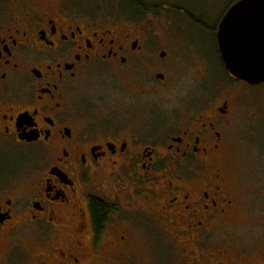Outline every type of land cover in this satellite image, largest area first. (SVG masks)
I'll use <instances>...</instances> for the list:
<instances>
[{"label": "flooded vegetation", "instance_id": "flooded-vegetation-1", "mask_svg": "<svg viewBox=\"0 0 264 264\" xmlns=\"http://www.w3.org/2000/svg\"><path fill=\"white\" fill-rule=\"evenodd\" d=\"M128 1V26L73 11L62 0H27L19 14L0 8V162H11L0 180V240L42 246L19 264H92L89 250L98 253L103 239L109 254L133 249L134 223L125 213L139 199L151 201V216L136 219L144 231L182 236L184 246L207 248L222 227L236 223L239 193L225 162L233 123L241 143L264 152V108L255 105L264 81L233 77L216 41L218 26L242 0H230L212 27L183 13L190 25L213 33L219 70L233 85L210 94L208 74H197L199 89L179 95L185 103L177 108L171 50L147 41L139 34L146 27L131 19L152 8ZM238 42L243 59L242 34ZM91 79L120 81L127 89L99 91ZM147 99L156 110L144 108ZM258 121L263 138L253 144ZM96 175L106 185L90 191ZM125 178L134 183L131 192Z\"/></svg>", "mask_w": 264, "mask_h": 264}, {"label": "rangeland", "instance_id": "rangeland-1", "mask_svg": "<svg viewBox=\"0 0 264 264\" xmlns=\"http://www.w3.org/2000/svg\"><path fill=\"white\" fill-rule=\"evenodd\" d=\"M26 1L0 0V8L4 11V14L6 11L19 14V10L23 8ZM141 1H144V6H149L152 9L146 11L141 8L138 16H133L134 13L130 14L136 28L146 27L147 31L139 34H142L151 44L159 46L160 51L171 50L174 58L172 74L173 79H176L174 94H177V97L172 100V106H176V108L184 106L185 101L180 100L178 96L190 97L195 94L194 90L199 89L200 85L194 86L193 83V78L197 77V74L203 76L208 74L207 80L209 77V82L207 86L209 88H207L211 92L210 94L222 92L229 85H233L232 82L222 76L219 70L213 33L190 25L192 23L185 18L187 14H183H194L197 15L196 18L200 16L206 27H212L230 0ZM62 2L73 11L84 12L91 16H102L104 14L108 19L118 20L119 24L124 22L126 26L130 25L127 22L128 17L126 15L129 14L128 4L132 6V3L128 0H62ZM170 2H172L174 9L168 5ZM154 5H161L163 9L153 11ZM9 14L11 13L7 15ZM114 15L120 17H113ZM198 60L201 63H198ZM90 84L99 91L101 89L107 91L127 89V86L120 81L91 79ZM115 84L119 86L115 87ZM204 84L206 85V83ZM87 92L90 95L92 90L87 89ZM263 95L262 91L258 90L256 108H264ZM153 102V100L147 99L144 108L148 111L154 110ZM158 111L166 112V108H161V110L159 108ZM260 123V121L255 122L253 126L251 134V137H254L253 144L260 142L263 138ZM236 127L234 122L231 128L233 146L225 162L229 184L239 193L240 212L235 217L236 223L233 226L228 225L221 228L226 236L223 234L213 236L207 242V248L200 242L197 249L192 245H182V236H179L178 240H172V237L158 229L153 230L151 228L150 231L145 232L136 219L140 220L139 218L151 216L148 209L151 201L149 199H139L137 205L134 206L138 208L130 214L125 213L128 220L134 223L131 227L135 231V235L133 234L135 247L126 252H117L112 255L106 252L110 241L103 239L97 249L100 255L97 256L98 253L95 250H89L90 257L93 260L92 264H217L222 250L225 253L222 258L220 257L223 264H264V257L261 256L264 252V152L262 154L258 153L254 146L249 145V149L245 142L241 143ZM4 163L5 167L0 162V180L6 174L5 168H8L11 162L8 160ZM94 178L95 181L86 186L88 190L96 191L98 188L105 187L106 183L103 180L105 177L96 175ZM125 181H128L127 191L131 192L134 183L126 178ZM94 184H100V186L95 187ZM144 206L147 208L148 213L142 209ZM167 231L169 232V230ZM107 235V237H110L109 233ZM34 241L23 239L16 241L0 240V264H19L21 263L19 258L24 259L23 254L32 256L38 251H42V249H39L42 246ZM199 254L203 257H199ZM26 264H29V260L26 261Z\"/></svg>", "mask_w": 264, "mask_h": 264}, {"label": "water", "instance_id": "water-1", "mask_svg": "<svg viewBox=\"0 0 264 264\" xmlns=\"http://www.w3.org/2000/svg\"><path fill=\"white\" fill-rule=\"evenodd\" d=\"M242 27V28H240ZM243 36L242 55L237 54ZM216 41L228 72L254 85L264 81V0H242L233 5L218 26Z\"/></svg>", "mask_w": 264, "mask_h": 264}, {"label": "trees", "instance_id": "trees-1", "mask_svg": "<svg viewBox=\"0 0 264 264\" xmlns=\"http://www.w3.org/2000/svg\"><path fill=\"white\" fill-rule=\"evenodd\" d=\"M94 202H96V201H92V204H94ZM98 206H99V211H101V213L103 214V211L101 210V208H103V207L100 204Z\"/></svg>", "mask_w": 264, "mask_h": 264}]
</instances>
